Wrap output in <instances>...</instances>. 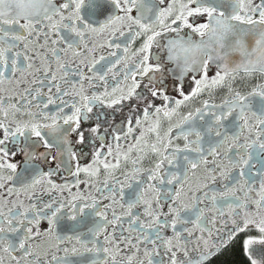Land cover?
I'll list each match as a JSON object with an SVG mask.
<instances>
[{
	"label": "snow or ice",
	"instance_id": "obj_1",
	"mask_svg": "<svg viewBox=\"0 0 264 264\" xmlns=\"http://www.w3.org/2000/svg\"><path fill=\"white\" fill-rule=\"evenodd\" d=\"M0 264H264V0H0Z\"/></svg>",
	"mask_w": 264,
	"mask_h": 264
}]
</instances>
